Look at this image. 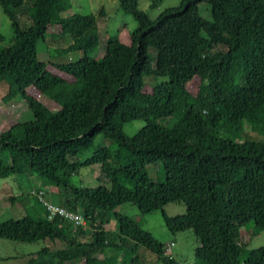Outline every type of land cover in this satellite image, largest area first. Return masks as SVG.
<instances>
[{
	"label": "trees",
	"instance_id": "trees-1",
	"mask_svg": "<svg viewBox=\"0 0 264 264\" xmlns=\"http://www.w3.org/2000/svg\"><path fill=\"white\" fill-rule=\"evenodd\" d=\"M116 1L134 27L127 43L106 38L94 59L92 12L69 11V0H0L11 31L0 45V100L21 94L32 115L0 130V177L36 174L46 200L84 220L47 218L35 200L31 213L0 222V238L60 243L21 256L24 264H145L136 245L160 264H183L168 255L172 241L126 215H108L126 202L140 213L159 209L170 232L190 230L196 264H264V244L244 249L239 233L247 223L251 234L264 229V143L239 138L243 124L264 135V0H179L153 19L136 0ZM53 24L57 33L47 31ZM46 35L68 38L48 55L80 53L52 63L65 77L37 57ZM28 86L56 107L25 93ZM133 120L142 125L124 134L121 125ZM157 162L162 177L150 181L146 165ZM94 164L95 185L71 182L79 167ZM168 202L184 211L166 215ZM112 218L113 230L104 228Z\"/></svg>",
	"mask_w": 264,
	"mask_h": 264
},
{
	"label": "rangeland",
	"instance_id": "rangeland-1",
	"mask_svg": "<svg viewBox=\"0 0 264 264\" xmlns=\"http://www.w3.org/2000/svg\"><path fill=\"white\" fill-rule=\"evenodd\" d=\"M179 0H136L137 7L141 9L149 19H153L162 9L174 6ZM69 11H76L80 13L92 12L94 14V23L98 34V44L90 56L98 59L103 51L105 40L108 37H115L117 40L127 43L128 33L134 27V20L129 14L123 13L116 0H69ZM205 5V4H204ZM101 9L102 14L98 15L97 12ZM198 12L201 16L207 18L206 12L203 10L202 4H199ZM52 17H56L55 12H51ZM27 24L26 22L23 23ZM59 26L53 24L47 27L48 32L57 33ZM10 26L7 17L0 10V35L2 41L0 45L5 44L10 36ZM57 36V35H56ZM46 35L43 40L36 42V54L38 59L45 62L46 67L54 73L63 77L66 76L61 71L56 70L52 63L65 62L77 59L80 56L78 52L69 54L48 55L50 47L65 46L68 43V38L60 36ZM150 54V49L147 50ZM191 86H195V80H191ZM4 85H0V97L4 93ZM145 90L149 89L145 85ZM25 93L37 99L47 108H55L56 105L48 100L44 95L36 92L32 86H28ZM21 94L15 95L10 100V103L15 104L14 111L8 105L10 103L0 100V130L5 129L10 124L31 119L32 115L25 109L24 101ZM142 122L140 120H133L125 122L121 125L120 129L124 134L130 135L135 132ZM240 140L251 139L254 141H261L264 143V135L252 132L247 125H242V131L239 134ZM104 144H109L107 140ZM111 145V144H109ZM85 151L82 155L86 154ZM80 158V156H79ZM99 172L97 164L91 166H81L74 174L71 175L70 180L75 185L93 186L97 182L95 176ZM146 174L150 181H157L162 177L159 162L150 163L146 165ZM107 185V183L102 182ZM40 187L39 178L36 174H9L0 177V222L7 219H17L25 214L31 213L32 208L36 207L34 192ZM43 187V186H42ZM44 189V188H43ZM45 196V195H43ZM51 202L52 199L49 198ZM162 211L168 215L181 214L184 207L180 202H168L162 206ZM119 213L126 215L137 222L142 228L148 230L155 238L161 242L172 241L169 245L168 255L179 263L183 264H196L193 259V248L197 245V240L188 229L170 232L165 227L160 210L155 209L148 213H140L134 205L129 203H121L114 210L108 212L112 214ZM103 227L107 229L114 228V219L105 221ZM251 223H247L239 227V233L245 240L244 249H251L261 244H264V229L255 234H251ZM117 243L122 239L117 238ZM47 247L49 250H54L60 247V243L52 239H40L32 242L14 241L5 238H0V264H24L21 256L34 255L33 253L41 248ZM135 256L145 264H160L155 254L140 245L135 246ZM99 256V254H97Z\"/></svg>",
	"mask_w": 264,
	"mask_h": 264
},
{
	"label": "built area",
	"instance_id": "built-area-1",
	"mask_svg": "<svg viewBox=\"0 0 264 264\" xmlns=\"http://www.w3.org/2000/svg\"><path fill=\"white\" fill-rule=\"evenodd\" d=\"M34 198L38 203L39 209H44L46 211L47 218H51L52 216H57L63 220L72 222V224L74 225L84 223V220L79 212L66 208L65 206L53 203L49 200H46V198L43 196V191L41 187H39L34 192ZM168 244H171V242H169ZM167 249H168V245L166 247V250Z\"/></svg>",
	"mask_w": 264,
	"mask_h": 264
}]
</instances>
